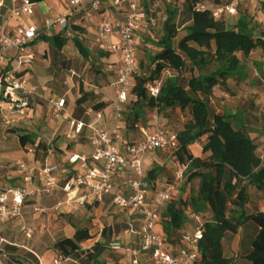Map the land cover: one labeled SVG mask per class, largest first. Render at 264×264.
<instances>
[{
  "label": "built area",
  "instance_id": "obj_1",
  "mask_svg": "<svg viewBox=\"0 0 264 264\" xmlns=\"http://www.w3.org/2000/svg\"><path fill=\"white\" fill-rule=\"evenodd\" d=\"M151 0H71L66 10L60 12L41 30L34 24L11 28L12 19L31 17L35 14L33 0H11V8L0 25V115L7 125L26 116L32 109L31 87L24 76L9 68L10 51H16L24 64H30L35 55L28 51L43 34L53 30L65 39L81 36L77 26L84 22L94 25L95 42L100 51L116 57L117 62L109 65L116 74L112 84L114 104L110 125L105 112L90 109L85 115L88 120L68 116L70 130L66 134L67 144L47 146L41 144L25 147L29 159L16 161L13 165L21 174L23 185L0 188V246L8 243L2 236V224L24 216L27 205L34 199L57 197L51 211L57 214H76L89 208L98 209L109 202L122 213L129 214L126 232L137 235L135 245L112 241L110 247L123 251L131 264H196L200 259L198 243L202 239L203 216L182 207L185 216L193 221L192 230L183 231L179 243H171L160 229L164 219L163 208L174 201L177 190L186 181V165L177 161L180 147L178 132L168 131L160 123L158 108L147 110L144 118L127 120L132 109L131 97L138 74V49L141 34L149 24ZM170 3L171 0H165ZM247 0H234L211 10L216 20L235 16ZM6 0H0V13ZM196 11L210 10L203 0L193 3ZM83 11L77 23L72 18ZM105 14H116L122 18L117 22ZM99 20L94 23V20ZM170 71L145 84L147 97L157 100ZM52 117L61 120L67 117L65 97L50 99ZM130 109V110H129ZM12 115V116H11ZM87 133V135H85ZM86 136L89 151L77 148L81 137ZM168 152L174 159L173 181L159 185V180L147 179L146 160L153 154ZM46 211V209H40ZM107 227L98 231L87 228L91 238L104 237ZM27 238L34 234L32 227L24 226ZM86 246L80 250L86 251ZM60 254L54 264L69 260Z\"/></svg>",
  "mask_w": 264,
  "mask_h": 264
},
{
  "label": "trees",
  "instance_id": "obj_2",
  "mask_svg": "<svg viewBox=\"0 0 264 264\" xmlns=\"http://www.w3.org/2000/svg\"><path fill=\"white\" fill-rule=\"evenodd\" d=\"M44 1L33 0L34 3ZM193 3L188 8L190 18L185 35L177 43L178 27L171 19L164 23L161 49L155 56V71L149 78L135 76L133 94L135 103L141 105L139 109L133 106L129 112L133 113L132 120L144 118L147 110L155 108L159 111L180 109L186 117L183 129L178 132L177 161L186 165L185 184L197 179L198 189L191 192L186 202L172 201L169 204L161 222L168 240L179 243L178 232L188 221L181 206L200 214L208 213L210 218L204 220L202 239L198 243L200 259L196 264H232V259L224 254V240L235 236L250 221L258 220L262 226L257 230L246 259L251 264H264V213L246 212L247 187L253 185L264 194V162L247 131L244 112L212 113L210 109L216 86L224 85L230 96L242 90L247 67L238 54L243 53L247 58L263 42L254 36L256 25L248 14L241 15L235 29H228L223 20L213 17L211 10L196 11ZM42 40L59 49L66 44L60 35L42 36ZM76 46L84 58L91 55L83 42L76 41ZM188 63L194 74L185 78ZM166 70L173 74L164 80L159 98H148L145 84L159 78ZM80 93L84 96L83 86ZM94 108L99 110L102 105ZM204 137L206 143L201 156H196L193 146ZM20 140L23 146L27 145L26 136ZM160 174L161 166L157 165L148 171L147 179L153 183ZM72 225L76 229L73 237L55 244V248L66 257L80 250L81 245L91 238L87 228ZM112 237V228H106L104 243L93 247L96 260L107 250Z\"/></svg>",
  "mask_w": 264,
  "mask_h": 264
},
{
  "label": "crops",
  "instance_id": "obj_3",
  "mask_svg": "<svg viewBox=\"0 0 264 264\" xmlns=\"http://www.w3.org/2000/svg\"><path fill=\"white\" fill-rule=\"evenodd\" d=\"M70 1L71 0H46L44 2L36 3V5H41L45 18L43 25L40 27H38L36 24L35 25L41 30L45 29L47 22L52 21L60 12L66 10ZM208 1L210 3H206L207 6L210 10H214L215 8L231 4L234 0ZM48 2H50V4H48ZM11 5V0H6V7L2 9L0 13V25L4 23V19L8 15ZM243 13H246L252 17L253 23L256 25L254 36L256 38H260L263 43L259 44L247 58L243 53L238 54L239 58L248 67L247 78L241 83L242 90L237 93V95L230 96L226 92L224 85L216 86L213 89L210 109L212 113H236L237 111L244 112L247 131L257 144V153L264 162V0H247L237 15L229 16L224 19L227 28L235 29V26ZM82 15L83 11H80L72 18V22L77 23ZM105 16L110 17L115 23H117L122 18L116 14H105ZM22 18L12 19L10 22L11 28H15L18 25L26 26L28 24H34L32 22L26 24L22 21ZM98 20L99 18L95 19L93 24H96ZM228 23H230L231 26H229ZM77 29L80 30L81 36H78L74 39H65L62 35L55 34L53 30L43 34L42 36L60 35L62 39L66 40V44L61 49H59L53 44L43 41L41 36L28 48V51L34 53L35 55L34 60L30 64L22 63L20 60V55L16 51H10L7 54L10 60L9 68L13 69L18 75L24 76L29 85L35 88V93L32 96V109L26 116L18 117L16 122L7 125L6 119L0 115L1 189L9 188L11 186L23 185L21 174L20 172L16 171L13 165L16 161H24L29 159V156L25 152V147L30 146L29 142L31 139H33V137H35V131L40 127L44 120L47 121V127L53 130V138L51 141L54 140L59 134L65 135L63 139H60L54 143L49 141L47 144L48 146H55L56 148L67 144L66 134L70 130L68 116L76 119L88 120V117H86L85 113L90 109H95V105L87 106V102H80V99H87L92 96L96 97V105H102V108L99 110L105 112L106 123L109 125L111 123L114 94L112 97H108L105 93V90L107 88L112 89V84L115 81H112L109 86H106L105 82L110 79V72L108 71L111 69H109V65L115 64L117 62L116 57L111 55V58H99L100 61L106 63L105 65L109 69L104 70L105 77H101L100 75L91 76L90 74H84L85 79L82 81L85 84V93L84 96H82L77 90L76 84L74 83V77H81L80 74L82 72L79 71L80 69H82L85 73L86 69L83 67L85 58L80 53L78 47L76 45L73 47L70 41H80L84 44L86 41H88L91 45L89 47H94L98 50L99 48L95 42L94 25L91 26L90 23L84 22L81 26H77ZM38 41L41 43H38ZM86 47L89 50L87 45ZM67 70H69L71 75L64 73V71ZM47 74L55 76L56 80L60 79L65 81L66 85L64 88L62 87L60 89V91L62 90V93H60L59 96L53 94L54 89L52 87H58L60 85L57 84L51 86L46 83L45 77ZM56 97H65L67 102V117L61 120L54 119L51 113V105L49 101L51 98ZM246 101L248 103H245ZM229 102H231V104ZM240 103H242L243 106H240ZM220 104H225L226 107L221 106ZM47 114L51 115L50 119L47 118ZM80 114L81 116H79ZM183 127L184 124H182V126L179 128L178 132L182 130ZM85 135H87V133H85ZM22 136H26L28 138L26 146H23L20 140ZM205 143L206 138L204 137L193 146V148L195 146L200 148V154L196 156H201V150ZM35 144L40 143L37 142L34 143V145ZM76 147L84 151L90 150L86 136L80 138ZM146 170H150V162L148 159L146 160ZM157 179L159 180V185L161 186L166 183L161 182L163 179V175L161 174ZM192 182L194 183L192 191H197L198 180L195 179ZM247 190L249 194V200L246 205V212L248 214L264 213V194L253 185H249ZM186 196H184L185 202L187 201L188 197ZM39 199L41 200L42 198L32 200L25 208V211L27 209L32 211L28 213L24 211V216L21 218L2 224V236L7 240L8 243L0 246V264H54V260L61 254L60 251L54 247L56 242L60 240V235H62L60 234L61 232L57 231L56 229L47 230L39 227L36 228V230L33 228V237L29 239L26 237L25 232L23 231L24 226L28 225V227H30V225H32L29 222L31 220L29 217L31 214L41 212V208L46 210L48 209L47 207L40 206L39 203H37V200ZM168 207L169 204L164 206V214L166 213ZM80 213H87L88 219L89 217L91 218L92 222L94 223V231H98L101 227H111L113 231V241H119L124 244L131 245L138 243L137 235H131L126 232L128 228L127 223L131 216L129 214L120 212L112 204H109V202L105 203L103 207L98 209L89 208L86 210H81L76 214L62 215L73 216ZM115 223L123 224L124 228L118 230L119 228L115 227ZM194 224L195 223L193 221L188 219L183 230L178 232V236L181 237L183 231L192 230ZM86 225L87 226L85 227H90L88 226V221H86ZM261 226L262 222L258 220H252L244 225L235 236L224 240V254L226 257L232 259V264H251L250 261L246 259V256L251 253V243L256 238L257 230ZM160 229L162 230V226H160ZM75 230L76 229L74 228L70 232V235L66 236L65 238H72ZM65 233L69 232L66 230ZM104 240V237L101 238L99 235L94 238H90L81 245L87 247L86 251H76L74 254L69 256V260L62 262V264H131V259L125 255L123 251L113 250L110 245L104 254L96 260L93 247L97 243H104Z\"/></svg>",
  "mask_w": 264,
  "mask_h": 264
},
{
  "label": "rangeland",
  "instance_id": "obj_4",
  "mask_svg": "<svg viewBox=\"0 0 264 264\" xmlns=\"http://www.w3.org/2000/svg\"><path fill=\"white\" fill-rule=\"evenodd\" d=\"M154 1V0H151ZM193 0H171L170 3L166 2L165 0H157L155 1L154 5L152 6L151 16L149 20V24L146 26L145 31L141 34V41H140V47L138 49V61H139V69L137 76H144L146 78H149L156 68L155 63V56L160 51V45L162 43V38L164 35V23L171 19L174 24L178 27V36L175 39V42L177 43L184 35H185V27L189 23V11L188 8ZM205 3H210L208 0H203ZM216 1V0H215ZM50 4V2H48ZM44 12L41 8L40 4H37L35 7V14L31 17H23L22 21L24 23H34L38 27L44 24ZM229 26H231L230 23H228ZM38 43H41L38 41ZM71 45L75 47L76 42L70 41ZM88 47L91 46L88 41L85 43ZM90 50V56L88 58H85L84 68L86 69L85 73L82 69L79 71L82 72L80 75L81 77H74V83L77 86V90L80 93V87L85 86L84 82L82 81L85 79L84 74H90L93 75H100L101 77L104 76V70H109L108 67L105 65L106 63H103L100 61V57H107L111 58V54L109 53H103L99 51L97 48L89 47ZM95 58V59H94ZM247 67V65H246ZM248 70V67H247ZM110 72V79L105 82L106 86H109L112 81L116 80V74L114 71L109 70ZM64 73H69V70L64 71ZM170 74H173V72L170 71ZM194 72L192 71V66L190 63L187 64L186 70L184 72L185 78H190ZM195 74H198L195 72ZM63 77V76H62ZM65 77V76H64ZM46 83H48L51 86L54 85H60L58 87H52L54 89L53 94L56 96H59L60 93H62V90L60 89L65 87V81L60 79H55V76H51L50 74H47L45 77ZM137 82V79H136ZM232 82V81H231ZM233 83L230 84L232 86ZM230 92V91H229ZM105 93L108 97H112L114 92L111 88H107L105 90ZM81 94V93H80ZM230 94H234L232 91ZM235 96V95H234ZM114 97V96H113ZM131 107L130 109L135 106V108L139 109L141 104L135 103L136 96L132 94L131 97ZM84 103L87 102V106L96 105L97 99L96 97H90V98H84ZM249 100V97H248ZM241 102V101H240ZM231 104V102H229ZM245 103H248L247 101ZM221 105V104H220ZM225 106V104L221 105ZM240 106H243L242 103H240ZM129 109V110H130ZM127 120H132L133 113L128 112ZM48 119L51 118L50 114L46 115ZM81 116V114L79 115ZM185 115L183 112H181L180 109H172L167 111H160V123L168 131L178 132L179 128L184 124ZM65 137L64 134H59L55 137L54 140L51 141L53 138V130L49 129L47 127V121H43L40 127L35 131V137L31 139L29 142V145H34V143L39 142L43 148H46L49 143L51 142H57L60 139H63ZM50 142V143H51ZM193 152L195 155L200 154V148L198 146H195L193 148ZM150 162V169L156 167L157 165L161 166V175H163L162 183L165 182H171L173 181L174 176V159L173 156L168 152H160L158 154H153L147 158ZM194 183H187L183 184L178 190L177 193L174 195V201L175 202H185L184 196L187 197V200H189L191 192L193 190ZM185 197V198H186ZM38 201V202H37ZM33 202L39 203L40 206H45L48 209L46 211L42 212H36L31 214L29 216L31 220L29 221L32 225L30 227L36 229V228H42V229H56L57 231L61 232L60 240L64 239L66 236L70 235V232L74 229V226L72 224H75L79 228H87L86 221H88V226L91 228L94 227V223L92 222L91 218L86 214H77L73 216L69 215H60L57 214L54 211H51L50 207L54 205L57 202V197L52 198H42L41 200H37ZM183 206H181L182 208ZM32 210H26L25 212H30ZM203 220H209L210 215L208 213L202 214ZM69 225V226H68ZM28 226V225H27ZM115 227L119 228L118 230L124 228V225L121 223H115ZM37 230V229H36ZM66 230L69 233H65ZM58 238V237H57ZM56 238V239H57ZM59 241V240H58ZM55 247V246H54Z\"/></svg>",
  "mask_w": 264,
  "mask_h": 264
}]
</instances>
